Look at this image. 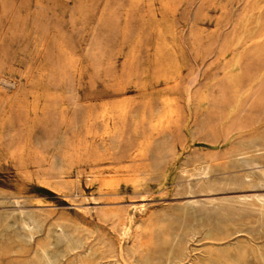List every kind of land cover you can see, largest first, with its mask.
<instances>
[{"label":"rangeland","instance_id":"rangeland-1","mask_svg":"<svg viewBox=\"0 0 264 264\" xmlns=\"http://www.w3.org/2000/svg\"><path fill=\"white\" fill-rule=\"evenodd\" d=\"M0 264H264V0H0Z\"/></svg>","mask_w":264,"mask_h":264},{"label":"bare ground","instance_id":"bare-ground-1","mask_svg":"<svg viewBox=\"0 0 264 264\" xmlns=\"http://www.w3.org/2000/svg\"><path fill=\"white\" fill-rule=\"evenodd\" d=\"M202 165V164H201ZM207 168V167H206ZM202 169V168H201ZM204 170V169H203ZM205 172V171H204ZM198 174V173H197ZM202 175V174H201ZM190 176V175H189ZM110 182V181H109ZM144 187V186H143ZM187 205V204H186ZM201 206V205H200ZM144 207V205H141L140 207H139V209L141 210L142 208ZM183 212V211H182ZM127 219H129V221H130V223L132 224V218L130 217V218H124V216L123 215H121V217H120V221H119V223L117 224V230H118V232H119V234L122 236V237H125V238H131V236H132V239H133V241L135 240L134 238V233H133V230H132V225L131 224H129L126 220ZM184 221V220H183ZM136 232V231H135ZM140 233H141V231H140ZM211 233V232H210ZM146 243V242H145ZM131 253H133V252H131ZM121 257V256H120ZM47 258V257H46ZM121 258H123V255H122V257ZM48 259H49V257H48ZM47 259V260H48ZM46 260V261H47ZM49 261H50V259H49ZM123 261V260H122ZM48 263H50V262H48Z\"/></svg>","mask_w":264,"mask_h":264}]
</instances>
